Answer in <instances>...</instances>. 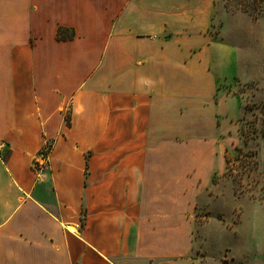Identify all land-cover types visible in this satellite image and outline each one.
I'll return each mask as SVG.
<instances>
[{
  "label": "crops",
  "instance_id": "crops-1",
  "mask_svg": "<svg viewBox=\"0 0 264 264\" xmlns=\"http://www.w3.org/2000/svg\"><path fill=\"white\" fill-rule=\"evenodd\" d=\"M218 1L0 0V264H207L192 231L221 161L199 149L264 89L243 77L261 40Z\"/></svg>",
  "mask_w": 264,
  "mask_h": 264
},
{
  "label": "rangeland",
  "instance_id": "rangeland-1",
  "mask_svg": "<svg viewBox=\"0 0 264 264\" xmlns=\"http://www.w3.org/2000/svg\"><path fill=\"white\" fill-rule=\"evenodd\" d=\"M216 10L228 16L226 22L233 31L236 13L227 12L223 1H218ZM242 16L247 40H261L264 53V21ZM222 25L223 19L215 15L212 32L218 35ZM244 75L258 79L262 86L264 65L261 68L253 63ZM238 93L245 98L242 103L246 107L240 126L233 128L230 137L221 135L215 146L199 149L221 161L202 195L204 200L196 207L192 231L195 251L200 258L206 257L207 264H264V89L248 82Z\"/></svg>",
  "mask_w": 264,
  "mask_h": 264
},
{
  "label": "trees",
  "instance_id": "trees-1",
  "mask_svg": "<svg viewBox=\"0 0 264 264\" xmlns=\"http://www.w3.org/2000/svg\"><path fill=\"white\" fill-rule=\"evenodd\" d=\"M229 13H241L249 16L254 21H264V0H220ZM74 38V33L68 29L59 28L56 34L57 41H67ZM243 110L246 107L243 106ZM68 124V123H67Z\"/></svg>",
  "mask_w": 264,
  "mask_h": 264
},
{
  "label": "built area",
  "instance_id": "built-area-1",
  "mask_svg": "<svg viewBox=\"0 0 264 264\" xmlns=\"http://www.w3.org/2000/svg\"><path fill=\"white\" fill-rule=\"evenodd\" d=\"M48 163V150L45 149L39 152L33 159L32 169L37 178H42L47 168Z\"/></svg>",
  "mask_w": 264,
  "mask_h": 264
}]
</instances>
